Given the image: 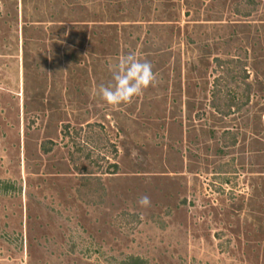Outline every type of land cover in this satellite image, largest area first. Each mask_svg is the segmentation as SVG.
Listing matches in <instances>:
<instances>
[{
    "label": "rangeland",
    "instance_id": "374dc122",
    "mask_svg": "<svg viewBox=\"0 0 264 264\" xmlns=\"http://www.w3.org/2000/svg\"><path fill=\"white\" fill-rule=\"evenodd\" d=\"M0 264H264V0H0Z\"/></svg>",
    "mask_w": 264,
    "mask_h": 264
},
{
    "label": "clouds",
    "instance_id": "9594fccd",
    "mask_svg": "<svg viewBox=\"0 0 264 264\" xmlns=\"http://www.w3.org/2000/svg\"><path fill=\"white\" fill-rule=\"evenodd\" d=\"M108 69L112 82L99 85L93 90V95L98 96L107 105L118 108L121 105H131L149 87L158 85L157 74L153 66L146 60H141L134 52L121 56L115 63L109 64ZM141 207L151 206L148 196H141L138 200Z\"/></svg>",
    "mask_w": 264,
    "mask_h": 264
}]
</instances>
